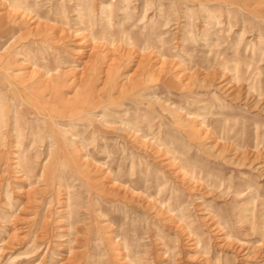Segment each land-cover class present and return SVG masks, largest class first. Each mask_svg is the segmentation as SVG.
Masks as SVG:
<instances>
[{
    "label": "rangeland",
    "instance_id": "obj_1",
    "mask_svg": "<svg viewBox=\"0 0 264 264\" xmlns=\"http://www.w3.org/2000/svg\"><path fill=\"white\" fill-rule=\"evenodd\" d=\"M88 1L93 15L76 26L104 57L95 90L116 67L104 107L46 125L34 109L49 93L24 103L0 76V264H264V0H130L148 17L128 20L112 13L117 0ZM43 7L58 25L60 0ZM15 10L0 0L1 45L11 24H37L28 12L19 25ZM85 37L59 41L77 72ZM132 230L137 254L116 237Z\"/></svg>",
    "mask_w": 264,
    "mask_h": 264
},
{
    "label": "bare ground",
    "instance_id": "obj_2",
    "mask_svg": "<svg viewBox=\"0 0 264 264\" xmlns=\"http://www.w3.org/2000/svg\"><path fill=\"white\" fill-rule=\"evenodd\" d=\"M44 1L46 0H36V4L34 8H27L26 2H18V0H9L11 7L18 8V10H15L14 16L16 15L20 16L21 19H19V22H18L19 25L22 22L28 21V18H27L28 12H30L31 14V17H29V19L32 20L31 22L34 21V23L37 22V24L33 27L32 30L30 31L23 30L24 32L20 34H18L19 31L17 29L12 28L13 25L11 24L12 27H10L9 30L5 32V36L8 37V39H7V42L2 44L3 46L0 44V76L4 79L6 85L9 86L10 88L9 91L21 96L23 102L27 101L28 95L37 98L41 92H46V93L48 92L49 96L43 99L42 106L36 107L34 109L36 111L35 112L36 116L41 115L42 116L41 120L44 123H46V125H49L52 119H53L52 121L55 122V120L61 117V115L64 117L66 115L67 120L65 121L69 122L72 126L77 121L76 118L81 117L83 112L92 110L98 107H104L108 103L104 100L103 95L114 82L113 76L115 74V68H116L114 65L115 61L112 60L108 64L107 66L108 68L104 70L105 79L103 80V85L102 87L95 90L94 89L95 83L99 80L101 62H102V58L104 57L97 56L99 44H94L95 43L94 42L93 43L94 45L90 46L89 43H87V39L85 37L86 36L85 34H87L88 32H85L83 28H77L79 26H76L77 25L76 23L81 24V25L84 23L83 22L84 17H85L84 18L85 20H88L87 16L93 15L91 14V10L90 9L88 10V8L90 7V6L88 7L89 1L88 0H74L73 1L74 4H73V3H68V1H71V0H60L62 15H61V18H58L59 19L58 25L50 24L46 22L48 21V19L53 17L52 15L49 16L50 14L53 13V15L56 16V15H59V13H57V10L55 9L54 11H52L51 8L44 10V7H43ZM47 2L49 4L51 0H47ZM117 2H118L117 7L114 10H112L113 11L112 13L114 15L116 13L118 16H122L123 19H127V20L130 19V17H132V14L129 11L136 10V9H138L137 11L142 13V18L147 14L146 12L147 8L146 9H143V7H141L140 9L137 7L132 8V4H131L132 1L130 2V0H117ZM71 4L75 5L76 7V9H74L75 14H72V15L69 13V10H68L69 5ZM99 8H101V6ZM19 10H21V13H19L20 12ZM74 15H75V19H72V16ZM147 17H148V14H147ZM149 20L152 22V19H149ZM171 21H172L171 19L166 17L165 19L161 18L157 23L158 24L160 23L162 27L169 28L171 25L170 24ZM8 22L9 21L7 20L6 24H8ZM171 23H173V21ZM207 24L209 25V27L215 26V28H217L220 22L216 19V17L211 16V17H207ZM91 28L94 29L95 25L88 24V28L86 29L89 31V36H92L90 35L92 34ZM102 28L103 26L100 25L99 29H102ZM214 32H217V31H213V34ZM82 34L84 36H81ZM68 37H73V38L78 37V39L79 37H82V38L85 37L84 40L79 41L76 44L80 46L79 49H77L75 52L80 55L78 56V58H81V55L82 56L87 55L86 56L87 60L83 63V66L79 68L78 72L77 70L72 68V66L74 68L76 67L75 65L72 64L74 60H71L68 57H66V55L62 54V47L59 41L66 39ZM31 43L32 44L34 43L33 48L31 47ZM145 45L146 46L144 48L143 45L138 44L139 46L138 48H141L142 50L150 49V44L145 43ZM2 52L4 53L6 52V54H8L9 56L5 57ZM14 53H16V57H18V59H21L23 63L14 64V62L18 60L14 56L15 55ZM144 55H146L147 57L146 60H149V54H144ZM31 56H33V58H31ZM6 58H8L9 61L7 60L4 61ZM24 67H26L27 69L28 67L32 68V70L28 72L30 75H29V78L27 76L26 80H25V77L27 74L24 73L22 70ZM76 74H79V75L76 76ZM35 75H39L40 77L38 81L39 84H35V82L37 81V79L34 77ZM129 78L127 79L128 81H129ZM68 80H70L71 82L69 81L70 83H68ZM127 80L126 82H128ZM78 82L80 84L78 86V89H76L73 96L66 97V98L64 96H61V93L63 92L64 88L75 86L76 83ZM139 84L140 83L137 82V84L135 85H139ZM8 93L9 92L7 91V94ZM74 105H78V110L73 109L72 106ZM55 111H57L56 112L57 114L53 113ZM52 137L53 136H49L48 137L49 140H51ZM121 159L123 161V156L121 157ZM119 172L121 171L119 170L117 174L121 175V173ZM133 174H134L133 171L128 173V175H130L129 181L135 182ZM120 179L118 178L117 180H120ZM164 208L167 210L169 209L168 206L167 207L164 206ZM180 210L181 209H178L177 215L180 214V212H182V210L181 211ZM185 225L189 229L188 231L189 235L192 234L191 233L192 227L191 226L188 227L187 224ZM125 234L126 233L124 234L118 233L116 236L118 239H122L120 242L122 246L125 248V250H128V249L135 250L136 254L141 252L142 250L141 248L143 244L141 243V238L136 234V232L132 230L130 236H127ZM194 245L197 248V247H200L201 243L198 239H196ZM192 248H194V246ZM198 256L199 255L196 254L194 259Z\"/></svg>",
    "mask_w": 264,
    "mask_h": 264
}]
</instances>
